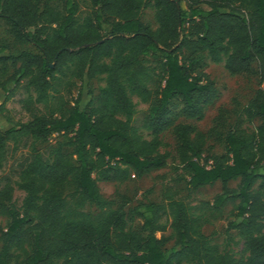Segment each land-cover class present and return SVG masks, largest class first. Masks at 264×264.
<instances>
[{
  "label": "trees",
  "instance_id": "trees-1",
  "mask_svg": "<svg viewBox=\"0 0 264 264\" xmlns=\"http://www.w3.org/2000/svg\"><path fill=\"white\" fill-rule=\"evenodd\" d=\"M145 9L154 29L140 19ZM0 19L38 50L11 54L0 43V67L13 68L0 89L8 99L24 82L31 113L0 131V169L9 144L32 141L13 181L20 203L11 183L0 188V264H264V0H0ZM206 58L257 81L210 154L206 134L175 122L203 118L218 97ZM133 97L149 105L141 127L150 138L133 124ZM169 128L178 162L162 201L126 209L105 197L99 182L166 166ZM54 135L46 154L35 146ZM217 182L212 201H188ZM218 219L242 241L238 256L203 233Z\"/></svg>",
  "mask_w": 264,
  "mask_h": 264
},
{
  "label": "rangeland",
  "instance_id": "rangeland-1",
  "mask_svg": "<svg viewBox=\"0 0 264 264\" xmlns=\"http://www.w3.org/2000/svg\"><path fill=\"white\" fill-rule=\"evenodd\" d=\"M183 9L187 8L185 2L181 3ZM140 19L143 23L149 24L153 29L156 27V23L153 18V12L150 9H145L141 12ZM0 43L6 44L11 54H17L22 50H28L37 53L38 50L31 43L21 42L14 38L9 31L7 23L0 19ZM12 66L7 63L4 67H0V83L5 81L12 73ZM203 70L208 74L209 78L213 80L215 87L218 90V97L204 110L203 118L186 119L183 116H179L175 122H185L193 125L197 130L206 134V140L204 144L205 154L213 152H221L222 146L218 140V135L225 131L228 126L236 118L241 108L247 103V101L253 95L254 90L257 87V81L255 77L248 78L242 74H230L221 63L210 62L209 59H205V65ZM93 88L98 86L97 80L91 82ZM10 86H12L10 84ZM80 83L77 82L72 89V96L77 94V88ZM0 89V106L3 104V108L0 110V131L9 128L13 123L17 121H27L30 118V111L24 106V100L27 97L25 83L22 82L13 91L8 99ZM136 102V114L134 116L133 124L136 125L140 133L150 138L151 135L141 127L142 119L148 112L149 105L142 103L137 97H133ZM180 105L175 102L172 105V110L177 114L179 112ZM56 135L51 136L44 142H37L35 146L46 154L50 145L55 142ZM161 147L160 151H168L170 157L167 160L166 166L158 170L152 171L149 174L142 176L141 178H135L132 176L124 183H117L113 180L106 182H99L98 186L102 194L107 198H113L118 202H125V208H130L137 204L139 201H162V189L164 184L168 183L169 179L173 176L174 167L176 166L178 159L176 154V139L169 128L160 134ZM31 143L30 139L22 140L16 149H11L9 144V151L6 160L2 168L0 169V188L4 186L6 182H9L13 186V198L20 203L24 192L18 190L13 181L18 178L19 168L22 162L27 160L31 156ZM234 182L230 183V186H234ZM220 183L217 182L212 186H204L197 189L190 197L189 200L192 204H197L201 201H212L213 197L220 191ZM181 193L186 194L183 189V184L179 185ZM231 212V206L227 207L226 215L231 218L229 214ZM5 217L0 215V230L5 225ZM227 221L224 219H218L211 224H206L203 227V233L216 242L221 249L229 250L235 255L241 253L243 244L237 236L233 233L232 237L228 238L225 234ZM170 233L168 229L166 235ZM159 236L160 233H157Z\"/></svg>",
  "mask_w": 264,
  "mask_h": 264
}]
</instances>
